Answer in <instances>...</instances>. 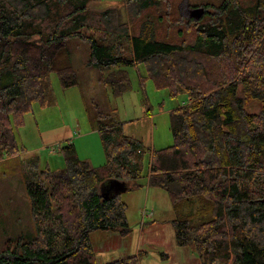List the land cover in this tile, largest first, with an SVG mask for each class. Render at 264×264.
I'll return each instance as SVG.
<instances>
[{"label":"trees","instance_id":"trees-1","mask_svg":"<svg viewBox=\"0 0 264 264\" xmlns=\"http://www.w3.org/2000/svg\"><path fill=\"white\" fill-rule=\"evenodd\" d=\"M91 1L0 0V159L22 151L13 128L44 101L52 73L62 88L77 84L70 38L87 43V63L115 97L139 63L158 86L186 94L170 112L173 144L150 150L99 127L106 160L95 167L72 143L60 147L64 169L25 177L34 232L10 237L0 264H98L90 233L131 232L126 203L98 186L114 179L130 190L147 151L148 184L181 210L178 246L199 264H264V0H127L125 21L116 8L89 10ZM180 5L204 11L184 18Z\"/></svg>","mask_w":264,"mask_h":264},{"label":"rangeland","instance_id":"rangeland-1","mask_svg":"<svg viewBox=\"0 0 264 264\" xmlns=\"http://www.w3.org/2000/svg\"><path fill=\"white\" fill-rule=\"evenodd\" d=\"M169 1L174 7L180 2ZM181 5V10H178L181 17L193 15ZM87 7L94 12L116 8L124 21L127 20V0H93ZM156 29L161 36L159 25ZM66 45L76 70L77 84L62 88L58 76L52 73L44 101L33 103L23 123L13 128L22 151L0 159V248L10 237L34 232L25 177H34L41 169H64L60 147L68 142L73 143L78 158L88 159L92 166H100L106 160L99 127L117 129L122 135L140 140L150 150H160L173 144L170 112L184 104V92L172 95L169 88L158 86L144 64L139 63L127 68L128 85L121 95L115 97L110 88L103 85L99 70L87 63V43L79 38H70ZM252 111H258V108L254 107ZM66 127H70L72 132L70 137L67 136L69 138H62L59 144L45 145L42 142V132L59 128L60 133L65 134ZM149 159L147 151L143 158L142 178L133 181L130 190L118 193L127 205L126 217L131 232L125 236L117 231L90 233L98 264L134 253L140 264H199L191 247L176 244L172 221L181 215V210L173 209L164 189L148 184ZM119 182L107 179L98 187L100 192L106 193L117 189Z\"/></svg>","mask_w":264,"mask_h":264},{"label":"crops","instance_id":"crops-1","mask_svg":"<svg viewBox=\"0 0 264 264\" xmlns=\"http://www.w3.org/2000/svg\"><path fill=\"white\" fill-rule=\"evenodd\" d=\"M72 59V57H71ZM65 134H61L60 133V129L59 128H56V129H51V130H46L44 132L41 133L42 135V142H44V144L48 145V144H59L61 142V139L64 138V139H67L70 137V135L72 134L71 130H70V127H66L65 128ZM69 136V137H67ZM68 143H72V142H68ZM73 144V143H72ZM88 159H86L85 161H87ZM88 162V161H87ZM94 166H97V165H94ZM106 181V180H105ZM104 181V182H105ZM102 182V183H104ZM101 185V184H100ZM98 190H99V187H98ZM110 193H115V191H110ZM152 251V250H151ZM132 255H135L132 254ZM124 256V255H122ZM121 257V255H120ZM119 258V257H118ZM114 259H117V258H113V259H108V260H105L104 262L100 263V264H106V263H109L110 261L114 260Z\"/></svg>","mask_w":264,"mask_h":264},{"label":"water","instance_id":"water-1","mask_svg":"<svg viewBox=\"0 0 264 264\" xmlns=\"http://www.w3.org/2000/svg\"><path fill=\"white\" fill-rule=\"evenodd\" d=\"M203 11H204V9L202 7L198 8V9L196 8V9H192L191 10L193 16L194 17H197V18L200 17L203 14ZM117 186L118 187H117V189H114L115 193H113V194H117V193H120V192H123L124 191L121 188V183H118ZM108 193H110V191L104 193V196L107 197Z\"/></svg>","mask_w":264,"mask_h":264},{"label":"flooded vegetation","instance_id":"flooded-vegetation-1","mask_svg":"<svg viewBox=\"0 0 264 264\" xmlns=\"http://www.w3.org/2000/svg\"><path fill=\"white\" fill-rule=\"evenodd\" d=\"M187 11L189 12V9Z\"/></svg>","mask_w":264,"mask_h":264}]
</instances>
